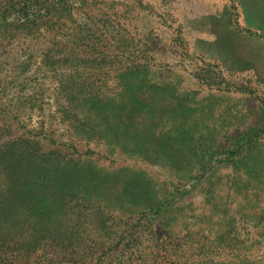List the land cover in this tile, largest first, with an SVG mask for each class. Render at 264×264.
<instances>
[{
	"label": "rangeland",
	"instance_id": "1",
	"mask_svg": "<svg viewBox=\"0 0 264 264\" xmlns=\"http://www.w3.org/2000/svg\"><path fill=\"white\" fill-rule=\"evenodd\" d=\"M108 263L264 264V0H0V264Z\"/></svg>",
	"mask_w": 264,
	"mask_h": 264
},
{
	"label": "trees",
	"instance_id": "2",
	"mask_svg": "<svg viewBox=\"0 0 264 264\" xmlns=\"http://www.w3.org/2000/svg\"><path fill=\"white\" fill-rule=\"evenodd\" d=\"M136 250H131V252L130 253H133V254H135L136 255ZM109 264V263H108ZM110 264H117V263H110Z\"/></svg>",
	"mask_w": 264,
	"mask_h": 264
}]
</instances>
